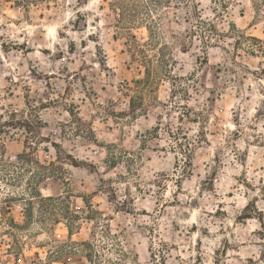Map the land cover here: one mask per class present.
I'll return each mask as SVG.
<instances>
[{
	"label": "rangeland",
	"instance_id": "rangeland-1",
	"mask_svg": "<svg viewBox=\"0 0 264 264\" xmlns=\"http://www.w3.org/2000/svg\"><path fill=\"white\" fill-rule=\"evenodd\" d=\"M141 5L0 0V264H264V0Z\"/></svg>",
	"mask_w": 264,
	"mask_h": 264
},
{
	"label": "trees",
	"instance_id": "trees-1",
	"mask_svg": "<svg viewBox=\"0 0 264 264\" xmlns=\"http://www.w3.org/2000/svg\"><path fill=\"white\" fill-rule=\"evenodd\" d=\"M164 1L165 0H147V3L149 5L151 4L152 6L157 7V6H161ZM114 5H115L116 9L119 11V14L122 15L123 20L125 22H127V24H136L137 22H140V21H137L138 20L137 15L139 13L140 7L143 6V5H141V0H114ZM40 121H42V120H40ZM54 146H55V148L58 147V145L55 143H54ZM26 157L29 158V155L26 151L17 155V159H19V160L21 159L24 162H27ZM41 166L44 170H42L39 173L40 175L37 178V182L39 184L46 181V179H48L49 177L54 176L53 175L54 172L50 171L49 168H47L45 165H41ZM37 195L40 198H44V199L46 198L49 200H62V199H64V197L43 196L41 191H38ZM83 199L85 200V202H87V199L85 196H83ZM68 201H69V198H68ZM69 232L72 234L70 227H69ZM74 244H76V243H74ZM82 244H84V243H82ZM85 244H87V243H85ZM71 250L74 251L76 249L72 248Z\"/></svg>",
	"mask_w": 264,
	"mask_h": 264
}]
</instances>
